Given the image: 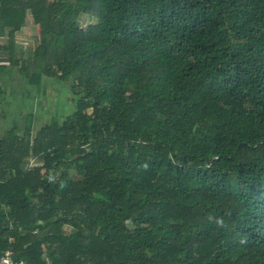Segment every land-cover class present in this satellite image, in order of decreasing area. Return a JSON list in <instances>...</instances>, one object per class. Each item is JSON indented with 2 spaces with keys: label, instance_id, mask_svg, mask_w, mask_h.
Here are the masks:
<instances>
[{
  "label": "trees",
  "instance_id": "trees-1",
  "mask_svg": "<svg viewBox=\"0 0 264 264\" xmlns=\"http://www.w3.org/2000/svg\"><path fill=\"white\" fill-rule=\"evenodd\" d=\"M8 67L77 108L0 129V256L264 264V0H0Z\"/></svg>",
  "mask_w": 264,
  "mask_h": 264
},
{
  "label": "rangeland",
  "instance_id": "rangeland-1",
  "mask_svg": "<svg viewBox=\"0 0 264 264\" xmlns=\"http://www.w3.org/2000/svg\"><path fill=\"white\" fill-rule=\"evenodd\" d=\"M94 21L88 16H83L80 24L85 26ZM38 35L39 27L33 24L32 19H28V23L16 34L19 48L35 49L38 45ZM0 83L4 88V97L0 101L2 131L11 127L18 131L23 129L29 113L35 115L33 127L38 131L52 119L61 122L76 111V98L70 85L57 78L43 77L42 85L38 89L30 85L26 78L18 73L16 67H8L0 73ZM151 208L155 210L154 207Z\"/></svg>",
  "mask_w": 264,
  "mask_h": 264
},
{
  "label": "built area",
  "instance_id": "built-area-1",
  "mask_svg": "<svg viewBox=\"0 0 264 264\" xmlns=\"http://www.w3.org/2000/svg\"><path fill=\"white\" fill-rule=\"evenodd\" d=\"M26 168H28V165ZM11 255V251H7L6 254L0 256V264H16Z\"/></svg>",
  "mask_w": 264,
  "mask_h": 264
}]
</instances>
